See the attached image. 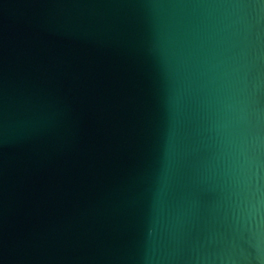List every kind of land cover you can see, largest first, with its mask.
Returning a JSON list of instances; mask_svg holds the SVG:
<instances>
[{"label": "water", "instance_id": "95a60500", "mask_svg": "<svg viewBox=\"0 0 264 264\" xmlns=\"http://www.w3.org/2000/svg\"><path fill=\"white\" fill-rule=\"evenodd\" d=\"M0 264H264V0H0Z\"/></svg>", "mask_w": 264, "mask_h": 264}]
</instances>
